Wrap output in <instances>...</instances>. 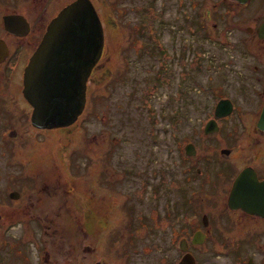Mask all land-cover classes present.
Here are the masks:
<instances>
[{
    "label": "flooded vegetation",
    "instance_id": "af4514ba",
    "mask_svg": "<svg viewBox=\"0 0 264 264\" xmlns=\"http://www.w3.org/2000/svg\"><path fill=\"white\" fill-rule=\"evenodd\" d=\"M71 1L0 0V264H108L101 245L107 235L113 242L118 240L110 233L111 211L105 206L114 191L127 207L133 204L126 239L136 243L120 247L126 256L123 264H129L131 252L153 264H264V213L246 210L243 198L229 196L233 179L244 168L257 180L264 179V0H127L122 4L134 5L137 11L130 39L140 59L123 56V61L128 66L140 64L141 76L124 74L127 86H122L123 95L117 100L127 103L129 96H137L134 107H143L150 86L167 87L172 82V100L191 102L196 87L197 93L209 91L202 97L209 103L199 105L195 114L189 113L187 102L175 104L168 115L161 108L159 116L170 118L172 126L165 138L166 155L145 170L123 163L115 167L111 159L121 136L116 134L114 139L112 130L93 128L91 140L97 142L99 134L106 145L104 165L95 172L89 169L87 152L77 148L69 153L67 136L91 115L101 121L107 117L88 108L90 85L99 82L98 72L103 65L107 69L112 59L93 0L89 1L100 20L103 40L85 80L81 112L66 125H35L32 106L22 92L29 56L49 20ZM171 2L184 13L181 33L176 18L162 28V7ZM219 17L222 26H217ZM165 31L168 40L163 41ZM194 33L207 39L217 35L228 58L214 66L196 67L200 56L193 52ZM231 64L233 96L212 86L226 78L224 69ZM116 81L120 80L106 81V96L112 94ZM93 96L97 98L96 93ZM219 100L230 108L220 105L215 113ZM87 173L94 183L83 180Z\"/></svg>",
    "mask_w": 264,
    "mask_h": 264
},
{
    "label": "rangeland",
    "instance_id": "374dc122",
    "mask_svg": "<svg viewBox=\"0 0 264 264\" xmlns=\"http://www.w3.org/2000/svg\"><path fill=\"white\" fill-rule=\"evenodd\" d=\"M93 1L95 2L98 14L102 18L105 31L104 43L106 45L108 43L109 48L112 52V59L111 62H109L107 69L106 66L103 65L102 70L98 72L100 75L99 82L97 84L90 85L91 98L88 104V108L92 107L96 111V115L106 113L107 117L106 120L101 121L96 116L95 118L91 115L87 117L78 131L76 130V132L72 134L67 133V136H70L71 138V143L69 144V153H71L72 151H78L74 150L77 148L83 154L87 152L86 158L89 157V160L91 162L89 166L90 171H97L104 165L103 152L106 145L104 141H101L99 134L98 141L93 142L90 136L91 130L93 128H97L98 131L110 129L114 133V139L118 138L116 134L121 136L119 141H116L117 146L115 149V154L111 159L115 167H121V163H123L127 166V168L130 169L133 167H142L143 170H145V167H148L150 164L159 163V158L164 161L166 155L165 138L169 135V132L171 133L172 126L171 122L168 120L170 118L159 116V114L161 115L162 113L161 108L163 112L167 113L168 115L170 113L171 107H173L175 104L183 105L187 102V104H189V113L195 114L199 110V105L209 103V100L202 101V97L204 95H208L209 91L206 90V94L197 93L196 87H194V99L191 100V102H188L185 99L175 101L171 98L174 85L172 84V82H170L169 86L167 87L164 85L159 87H156L155 85L150 86L151 92L147 95V102H144L143 107L139 105L137 107H134L136 105L133 104V101L137 100V96H129V100L127 101V103H121L120 100H117L119 96L123 95L122 86H127V79L123 78L124 74H127L129 76H141V74L139 73L140 70L137 67V65L140 66V64L132 63L128 66L123 61V56H128L131 60H140L135 56V52L133 49L134 43L130 39V35H132V33L134 32L130 27L134 26L132 25V23L137 21L136 19H138V15L137 11L133 8L134 5H122L123 3H126L127 0ZM111 2L114 3V5H111ZM196 6H198L199 8L201 5ZM220 6L221 5L217 6V10L220 9ZM162 9V18L165 19V26H162V28L169 27L170 22H172L173 19L176 18V22L178 24V33H181L180 28H182L181 24L184 13L180 12L179 5H174L171 2L170 4L162 7ZM217 21V26L223 25V19L219 17ZM193 26L194 29L197 28L195 20L193 22ZM215 31L218 32V29L216 28ZM168 34L169 32L165 31L161 35L163 41L168 40ZM204 38L194 33L193 52L195 51L194 54L196 57L198 55L200 56V63L195 64L196 67L199 65H204L206 67V64H209V66H214L219 60L222 61L228 58V53L222 50L217 35H215L212 39H207L206 37ZM199 51L205 52V55H201ZM195 61H197V59H195ZM196 70L197 69L195 68V72ZM224 71L226 72V78L219 80L217 83H213L212 86H218L219 92L233 96L235 93V72H233V64L228 66V68L226 66V69H224ZM194 76L198 80L202 78L201 74H194ZM111 77L118 78L120 81L112 83L114 84L115 89L108 97V94L106 96V89L108 92L109 86L106 87L105 83ZM146 90L148 91L149 88L147 87ZM93 93L97 94L96 99L94 98ZM146 114L148 115V117L144 120V116H146ZM155 115H157L158 117L156 120ZM181 129L179 128L177 130L178 134H181ZM151 131H153L155 134V140L154 134H150ZM87 142H89V148H86L88 147ZM84 156L86 155H82L81 158H84ZM86 178L87 181H90L91 174L87 173L85 176H83V180L85 182H87ZM87 183H94V178H92V181ZM96 183L101 185L99 179L96 180ZM105 200V206L108 207L111 211L110 226L112 227V229L110 233L114 232L115 235L118 236V240L113 242L112 236L109 237V235H107L108 238L104 240V243L101 245V247L105 249L103 258L107 263L109 262L110 264H123L122 260H126V256H122L121 251L123 250L120 249V247H128L136 243L135 241L134 243L130 244L129 238L126 239L127 226L128 221H130L129 218L131 214V206H133V204L131 203L130 208L126 206L127 203L125 202H123V205L121 197H119V194L116 193V191L112 193V197L107 196ZM134 204H138L139 206V203L134 202ZM253 227H259V225H253ZM262 252L263 250L259 251V253ZM259 253L255 255V257H259ZM147 261L148 259H146L145 257H141L138 253L136 254V252L130 253L129 264H153V262H151V259L149 262ZM216 261H221V259L219 258Z\"/></svg>",
    "mask_w": 264,
    "mask_h": 264
},
{
    "label": "water",
    "instance_id": "95a60500",
    "mask_svg": "<svg viewBox=\"0 0 264 264\" xmlns=\"http://www.w3.org/2000/svg\"><path fill=\"white\" fill-rule=\"evenodd\" d=\"M102 27L89 0H73L54 15L23 69L22 92L32 106L38 126L66 125L81 112L85 80L102 45ZM223 103L215 105V113ZM244 168L231 183L229 196L238 195L251 212L264 213V179Z\"/></svg>",
    "mask_w": 264,
    "mask_h": 264
}]
</instances>
